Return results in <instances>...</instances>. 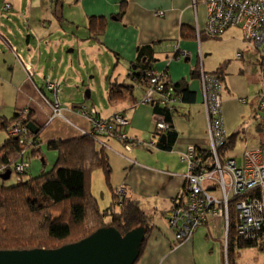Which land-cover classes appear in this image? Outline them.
I'll list each match as a JSON object with an SVG mask.
<instances>
[{
    "label": "rangeland",
    "instance_id": "374dc122",
    "mask_svg": "<svg viewBox=\"0 0 264 264\" xmlns=\"http://www.w3.org/2000/svg\"><path fill=\"white\" fill-rule=\"evenodd\" d=\"M8 1L15 2L17 0H0V18L2 17L6 21V24L8 22L10 23H8L9 26L6 25L7 27H13L11 21H8L9 18L13 19V17L18 16L17 20H15L16 22L20 18H23L22 39L18 42V46L16 48L12 47V49L14 52L17 51L20 56L32 65L35 64L36 67L34 68L38 75L42 77H35L34 82L39 86H36V88L40 91H49V88L55 85V82H60L58 83L61 85L58 91L59 104L62 108L67 107L68 109L72 107V104H75L79 108L81 106L84 107L85 111L80 108L79 111L81 112H79V115L87 119L90 129L85 130L79 128L77 124L63 116L64 114L61 112L59 105L52 110V114L48 116V119L54 120L56 117H65L63 121L79 131V137L77 139L88 136L93 138L95 143L99 134L103 136L105 133L110 134L112 126L116 128L123 127L118 120L127 123L128 120L130 121L127 127L125 125V134H122V136L127 137L128 142L131 141V144H127L124 147L117 140L113 138L106 139L105 136H102L104 140H107L109 145L107 150L104 146L102 147L106 150L110 165L109 184L105 181L106 178L103 170H94L90 177V192L98 200L101 208L105 209L109 207L112 201H114L111 206H114V210H119L124 201H131L126 198L125 190L122 186L125 184V178L128 176L132 165L131 162L133 161L134 163L139 162L145 165L158 166L159 170L167 171L171 174L182 171L186 173V164L181 161V158L182 155L187 153L188 147L180 155L176 152H163L152 144L150 145V141L155 142L157 138L159 140L161 138L159 135L155 136L156 139L153 137L152 133L154 130L158 134L164 135L162 131L154 128L155 119L148 109H146H150V107L136 105L135 108L128 109L129 104L134 101L132 100L133 98L138 101L141 99L143 86L135 82L133 88H126L129 85V76L126 67H129L126 64L122 66L117 65L118 58L104 47L101 40L96 39L95 34L90 35L88 33V19L86 21H80L79 17V22L72 25L68 17H61L60 8L57 9L56 15L53 17V14H51L49 19L47 17L49 16V8L45 4L47 3L46 0H36L35 2L32 0H19L23 3V10L21 13H18V10L10 11L9 8L5 9L6 5L10 7V4L4 5ZM204 2L203 0L202 3L204 4ZM58 6L60 7L61 4H58ZM31 7H34L33 9H36V11L32 10L33 12L29 15V9ZM41 9L44 11L43 17L41 15ZM65 12H68L66 6ZM27 17H31V22H33L34 17H38L40 30H43L41 27L42 23L50 30L46 38L43 37L44 39L37 37L35 33V38L31 40L30 46H27L25 42L28 36L26 29H29L31 34L34 32L28 27L30 21L27 20ZM0 21L3 22L1 19ZM1 30L5 32L4 29ZM15 32L16 30H14ZM233 33L234 35L228 32L226 36L219 39H210L209 41L211 42L204 45L207 56L204 58L205 62L203 66L205 71L210 72L218 69L219 73L225 67L221 82L223 85L221 93L222 117L227 133L226 136L230 137L236 134L233 141V149L227 152V156L234 159L238 165H241L243 154L246 150L251 148L264 149V118L258 110L259 96L264 93V79L261 75L259 60L255 56L254 59L251 58V53L256 55L258 54L257 51L255 49L252 50L247 44L241 41L238 29L233 30ZM30 47L34 51L28 53ZM238 53L242 56L237 57ZM28 77L30 78L29 72ZM115 80L119 82V85L122 84L120 91L124 95L122 100L116 99L114 102H111V83L115 82ZM123 84L125 85L124 87ZM87 91L90 95L89 98L85 95ZM46 94L49 98L45 100L55 105L56 97L51 94L53 97L51 98L48 92H41L43 97ZM202 106H191L192 115L189 119L176 116L175 125L180 137H198L202 132L203 134L206 133L208 130V121L206 113H204L205 110L203 111L204 106ZM36 108L37 116L44 121L40 105L36 106ZM90 108L91 110L88 112L87 110ZM74 109L78 112V109ZM91 111H96L102 119L107 121V126H110V128L108 130H102L100 127H96L97 124H94L95 117L91 115ZM124 112L128 114L135 113L136 120L133 121L130 117L127 120ZM21 114L22 117H26L30 112L27 109L21 111ZM52 117L54 118L51 119ZM149 121L151 131L148 129ZM54 123L55 121L47 125L52 126ZM29 125L33 128L36 126L30 121L29 123H24V125H21V123H13L9 127V138H14L12 135L14 127L22 126L25 129L17 136L21 149H35L40 144V136L35 137ZM2 131H0V140L6 136L5 132ZM206 137L208 139V133L203 138L206 139ZM73 139L75 140L76 138ZM59 141L67 142L72 140ZM144 144L148 147L144 146L141 148ZM56 157L57 152L54 149H47L43 146L40 156L32 157L30 160L31 168L29 171H27V167H23L22 170L18 168V170H14L13 172L2 171L0 174L6 177L10 174L12 175L11 179L5 181L6 185L13 184L17 176L23 175L26 172V176L22 178L28 180V176L36 177L41 173L51 171L56 162ZM179 166L183 168L178 169ZM131 177L134 178L133 173H131ZM137 180L136 182H139ZM112 188H116L115 196L111 192ZM147 211L150 212L152 210L147 209ZM148 214L149 217L151 216L152 224L156 229L160 230L163 235L165 234L167 238L172 237L173 239V232L166 220L167 214L163 215L160 211ZM190 239L192 244V264H226V230L224 222H219V224L214 225L210 221V223L199 227ZM175 243L177 244L174 240L173 247H175ZM182 252L188 251L183 250ZM234 252L235 264H264V245L261 248L256 246L242 250H234ZM183 259H190V257L183 256Z\"/></svg>",
    "mask_w": 264,
    "mask_h": 264
},
{
    "label": "crops",
    "instance_id": "0c3cea01",
    "mask_svg": "<svg viewBox=\"0 0 264 264\" xmlns=\"http://www.w3.org/2000/svg\"><path fill=\"white\" fill-rule=\"evenodd\" d=\"M32 1L35 2L36 0ZM46 1L47 3L45 4L49 8V16H47L49 19L51 14H53V17L56 15L57 9L59 8L61 9V17H68L72 25L79 22V17L80 21H86L91 17L104 18L106 20V27L102 38L99 40H101L104 47L110 53L118 58L117 65L122 66L126 64L129 67H126L128 76L136 60V48L149 45L153 46L152 50L148 47V53L149 56L153 57L152 65L154 69L161 71L164 69L167 71V81L169 83L175 84L180 82L186 84L189 92L195 95L194 103L177 104V110L180 112L177 116L189 119L192 115L191 106L203 105L202 87L200 83L201 70L206 74L215 75L217 73V76L222 82V75L225 67L222 68L220 73L218 69L210 72L204 70V58L207 56L204 45L211 42L209 41L211 38L205 37L207 39L204 40L200 37V35L205 34L204 29L207 18L206 8L200 0H128L124 5V15L121 19H118L117 16L121 12L120 4L124 0ZM6 4H10V11L18 10V13H21L23 10V3L19 0L15 2L8 1L4 5ZM58 4H61V6L59 7ZM55 5H57V7H55ZM65 6L67 7V13L65 12ZM33 8L34 7H31L29 9V15L33 12L32 10L36 11V9ZM40 11L43 17L44 11L42 9ZM158 13L161 15H158ZM17 18L18 16L13 17V19H8V21H11V24H13V27H7L6 25L9 26L10 23L7 21L9 24H6V21L2 17L0 18L3 20V22L0 21V131L3 130L6 134V136L0 140V148L9 138L8 129L5 130V122L11 120L15 114H19L21 111L27 109L32 113V118L36 125L31 129L32 133H35L39 128L43 127L39 134L40 149L46 146L48 141L77 139L79 137V131L70 124H66L63 120L66 117L77 124L79 128L87 130L90 129L87 119L79 115L74 108L71 107V110L67 107L62 108L60 104L61 112H63V116L65 117H56L54 120L48 119V116L52 114V110L43 100L40 90L36 88L38 85L34 82L35 77H42L38 75L34 68L36 67L35 64L32 65L25 58L20 56L17 51L14 52L12 49V47L16 48L18 46V42L21 41L23 34L21 33L23 31V18H20L19 21L16 22L15 20H17ZM30 18L31 17H27V20L30 21ZM113 18H115V20H113ZM38 21L39 18L34 17L33 22L30 21L29 23L28 27L34 33L31 34L30 30L26 29L28 36L25 42L27 46H30L31 40L35 38V33L37 37L42 39L43 37L46 38L50 32V30H48L49 28L43 25L44 23L41 24L43 30H40ZM1 29H4L5 32ZM237 29H235V27L229 28L220 38L226 36L228 32L234 35L233 30ZM14 30H16L15 33ZM238 32L241 41L247 44L252 50L255 49L257 51L258 54L256 55L251 53V58L254 59L255 56L259 60L260 66L264 56L261 55L253 43H247L243 40L239 29ZM6 40L10 45L6 44ZM174 47L180 49V51L174 53L172 49ZM31 51H34V49L30 47L28 53H31ZM183 52H185V56L182 54ZM240 55L237 57L242 56ZM29 71L33 75L31 78L28 77ZM132 71L135 73L134 75H136L137 70L135 69ZM58 83L60 82H55L54 84ZM115 83L118 84L119 82L115 80ZM134 85L135 81L129 76V85L127 88H133ZM123 86L125 85L123 84ZM222 86L221 83V93L223 90ZM42 92L47 91L44 90ZM48 93L50 94V92ZM44 97L49 98L47 94ZM51 98H53L52 95ZM135 102L137 103L138 100ZM135 102L129 104V110L136 107L133 106ZM38 105H40L43 112L44 121L37 116L36 106ZM146 109L151 113V107L150 109ZM90 110L91 108L87 111L89 112ZM204 110L203 108V111ZM124 116L127 120L128 117L133 121L136 120L135 113L128 114L124 112ZM175 118L176 117L173 119V125L178 132L175 125ZM53 121H55L54 125H47L48 123H53ZM148 129L151 131L150 121ZM206 134L207 131L205 134L202 132L198 137L193 136L185 138L180 137L178 132V139L170 152H176L181 155L188 146L196 147L198 154L202 153V151H208V139L207 137L206 139L203 138ZM135 139L137 140V138ZM144 146L148 147L144 144L141 148ZM38 156H40V153ZM131 163L130 171L125 178V184L122 186L125 190L126 198L137 201L140 208L147 216H149L148 213H157L160 211L164 214L169 212L174 206V200L183 189L184 172L171 174L167 171L159 170L158 166L145 165L139 162L134 163V161ZM180 168L183 167L179 166L178 169ZM1 171L0 161V172ZM131 173L134 174V178L131 177ZM136 179H138L139 182H136ZM147 209H151L153 212H148ZM210 221H212L214 225L219 224V222H224L223 219H210L205 224L210 223ZM172 244H174V239H172V237L167 238L165 234L163 235L160 230L156 229L154 226L149 236L147 247L144 250L143 258L139 264H192L191 239L175 247H173ZM183 250H187L188 252H182ZM183 256H189L190 259H183Z\"/></svg>",
    "mask_w": 264,
    "mask_h": 264
},
{
    "label": "trees",
    "instance_id": "16d2710c",
    "mask_svg": "<svg viewBox=\"0 0 264 264\" xmlns=\"http://www.w3.org/2000/svg\"><path fill=\"white\" fill-rule=\"evenodd\" d=\"M127 1L124 0L120 4L121 12L117 16L118 19L123 18L124 5ZM88 23V33L90 35L95 34L96 39L99 40L105 31L106 20L104 18L91 17L88 19ZM220 36L200 35L204 40L207 39L205 37L219 39ZM5 42L9 44L7 40ZM148 47L151 50L153 48L151 45L136 48L137 55L133 66H135L139 76L136 77L135 73L130 69L129 76L132 80L143 86L141 100L136 103V100L132 99L135 102L134 107L136 105H143L142 98L147 91V73L154 69L152 65L153 57L149 56ZM164 73L167 76V71H164ZM215 75L217 76V73ZM165 80V89H170L174 96L180 99L179 103L192 104L195 102V95L189 92L186 84L180 82L172 84L167 81V78ZM55 85H57L56 98L58 100V91L61 85ZM121 87L122 85L115 82L111 83V102H114L116 99L122 100L124 94L120 91ZM149 107H151L152 117L156 116L163 120L166 125V129L162 131L165 135V141L159 143V138L156 139L155 136H163V134H158L154 130L153 137L156 140L155 142H150V144L158 150L170 152L178 139V132L173 125L174 117L180 114L179 110H177V105L170 109L154 101ZM72 108L78 109V113L80 108L85 111L84 107L81 106L79 108L75 104H72ZM94 112L93 116L96 119L99 118L98 120L106 122L96 111ZM21 115V113L15 114L11 120L5 122V130H9L10 125L13 123H21V125L30 121L34 123L31 112L26 117H22ZM127 124H129V121ZM222 125L224 130V124ZM42 128H39L38 131H41ZM124 128L125 126L121 128L112 126L111 133H105L104 136L106 139L113 138L117 140L125 147L131 141L128 142L127 137L125 139L121 138L122 134H125ZM38 131L34 134L35 137H38ZM102 136V134H99L96 143L93 138L88 136L75 140L72 139V141L67 142L59 140L48 141L45 147L47 149H54L57 152L56 162L51 171L41 173L36 177L28 176V180H24L22 177L26 176V172L23 175L17 176L15 182L11 185L5 184L6 180L11 179V174L7 179H0L1 251L55 250L65 245L77 243L101 228L113 227L120 235H124L128 231L141 226L145 229V239L139 247V255L134 262V264H139L149 236L154 229L152 218L147 216L140 208L139 203L134 200L124 201L119 210H114V206H111L114 201H112L107 209L101 208L98 200L90 192V177L94 170H103L106 178L105 181L109 184L111 171L105 150L109 148V145H107V140H104V136ZM235 136L236 134L230 137L226 136L227 142L220 150V156L223 157L222 160H225L228 157L227 152L233 149ZM103 146L105 149L102 148ZM20 147L21 145L17 138H8L3 143L0 148L2 171L13 172L14 165L20 162L26 164L29 171L31 168L30 160L32 157H38L42 149H40L39 145L35 149H21ZM197 156L198 158L201 157L203 163L205 161H212L213 159L210 151H202ZM182 188L181 193L174 200V206L170 211L183 205L186 192L185 182ZM111 192L114 194L113 196L116 195V189L112 188ZM236 225V210L232 205H229L226 264H235L234 250L256 246L262 247V244L257 241L238 238L235 232ZM178 244L179 242L175 243V246Z\"/></svg>",
    "mask_w": 264,
    "mask_h": 264
},
{
    "label": "built area",
    "instance_id": "2783aa9c",
    "mask_svg": "<svg viewBox=\"0 0 264 264\" xmlns=\"http://www.w3.org/2000/svg\"><path fill=\"white\" fill-rule=\"evenodd\" d=\"M204 1L207 11L205 34L220 36L231 27L238 28L243 40L253 43L264 56V0ZM6 8L10 9L9 5H6ZM172 49L174 53L179 51L175 47ZM182 54L185 56V52ZM260 69L264 79V58ZM29 76L32 77L30 71ZM166 78L163 70H151L147 73V91L142 98L143 105H151L155 101L171 109L179 103L180 99L176 98L170 89H165ZM200 83L202 103L208 121V151L213 155V159L203 163L193 146H188L187 153L182 155L181 161L186 164V173L183 176L186 183L185 198L182 206L167 215L174 240L182 243L181 241L190 239L192 234L210 219H223L227 234L229 205H232L236 210L237 236L264 245V149L246 150L241 165L228 157L222 160L220 150L227 138L222 128L221 81L216 75L206 74L201 70ZM56 89L57 85L49 88L50 94L55 97ZM42 98L51 110L59 105L57 98L55 105L46 101L45 97ZM258 110L264 118V93L259 96ZM94 113L91 111V115ZM153 117L155 129L164 131V121ZM118 122L123 126L127 125V122L122 120ZM94 124L102 130L110 128L107 121L102 122L96 118ZM22 130H25L22 126L14 127L13 137L17 138ZM121 138L125 139V136ZM23 167L27 165L20 162L14 165L13 169L22 170Z\"/></svg>",
    "mask_w": 264,
    "mask_h": 264
},
{
    "label": "water",
    "instance_id": "95a60500",
    "mask_svg": "<svg viewBox=\"0 0 264 264\" xmlns=\"http://www.w3.org/2000/svg\"><path fill=\"white\" fill-rule=\"evenodd\" d=\"M136 76H139L138 72ZM85 95L90 97L88 91ZM29 128L33 129L31 125ZM164 141L165 135L161 136L159 143ZM7 178L0 175L1 180ZM144 239V227L134 228L124 235L113 227H106L77 243L55 250H0V264H134Z\"/></svg>",
    "mask_w": 264,
    "mask_h": 264
},
{
    "label": "flooded vegetation",
    "instance_id": "af4514ba",
    "mask_svg": "<svg viewBox=\"0 0 264 264\" xmlns=\"http://www.w3.org/2000/svg\"><path fill=\"white\" fill-rule=\"evenodd\" d=\"M258 50V49H257ZM259 51V50H258ZM260 53H261V55H262V52L261 51H259ZM239 55V54H238ZM263 56V55H262ZM153 70H157V69H153ZM158 71H161V70H158ZM163 71H165L164 69H163ZM39 130V129H38ZM38 133L40 134L41 133V131H38ZM236 236H237V234H236ZM238 237V236H237ZM238 238H240V239H242V240H245V239H243V238H241V237H238ZM225 244L227 245V235H226V239H225Z\"/></svg>",
    "mask_w": 264,
    "mask_h": 264
},
{
    "label": "clouds",
    "instance_id": "9594fccd",
    "mask_svg": "<svg viewBox=\"0 0 264 264\" xmlns=\"http://www.w3.org/2000/svg\"><path fill=\"white\" fill-rule=\"evenodd\" d=\"M158 15H160V14H158ZM179 51H180V49H179ZM58 104H59V102H58ZM60 107V106H59ZM222 107V106H221ZM221 112H222V109H221ZM223 124H224V122H223ZM33 128V127H32ZM31 130V129H30ZM229 158V157H228ZM230 159V158H229ZM171 211H169L168 213H170ZM168 213H167V215H168ZM166 215V216H167ZM167 220V219H166ZM167 222H168V220H167ZM154 227V226H153ZM171 229V228H170ZM226 230V229H225ZM173 232V231H172ZM227 235V234H226ZM173 239H174V237H173ZM189 240V239H188ZM188 240H186V241H188ZM185 242V241H184ZM184 242H182V243H184ZM182 243H179V244H182ZM178 244V245H179ZM225 247H227V245L225 244Z\"/></svg>",
    "mask_w": 264,
    "mask_h": 264
},
{
    "label": "bare ground",
    "instance_id": "6f19581e",
    "mask_svg": "<svg viewBox=\"0 0 264 264\" xmlns=\"http://www.w3.org/2000/svg\"><path fill=\"white\" fill-rule=\"evenodd\" d=\"M37 132V131H36ZM36 132L35 133H33V134H36Z\"/></svg>",
    "mask_w": 264,
    "mask_h": 264
}]
</instances>
